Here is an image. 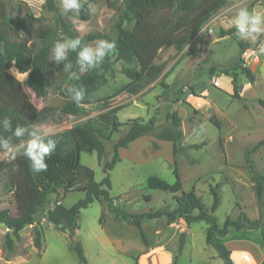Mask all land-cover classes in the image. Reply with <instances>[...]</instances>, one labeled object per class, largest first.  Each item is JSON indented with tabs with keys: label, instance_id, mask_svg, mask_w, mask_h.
Segmentation results:
<instances>
[{
	"label": "rangeland",
	"instance_id": "rangeland-1",
	"mask_svg": "<svg viewBox=\"0 0 264 264\" xmlns=\"http://www.w3.org/2000/svg\"><path fill=\"white\" fill-rule=\"evenodd\" d=\"M20 1L25 3L20 4L14 15L26 17L29 21L38 18V26L42 29L55 28V43L64 40L56 23L58 17L80 37L100 34L102 38L87 43L95 46V42L101 39L115 40L116 25L125 12L121 0H83L89 19L82 20L75 12L66 13L61 0H53L59 15L48 11L45 0ZM242 7L264 11V0H229L182 50L169 48L159 53L155 63L163 67L161 76L138 94L129 95L122 91L128 82L122 70H138L137 64L117 62L105 72V83L89 96V100L104 99L111 108H118L116 119L122 124L132 119L144 122L152 119L155 129L160 130L167 125V112L174 111L183 134L181 145L199 146L198 149H187L175 160L172 159L171 144L149 136L120 150V161L109 172V194L122 210L131 214L154 213L163 208L173 210V194L149 189L146 181L148 177L156 176L172 184V164L175 161L182 191L192 190L205 208H210L212 203L210 189L218 186L219 206L213 216L219 226L227 218L234 220L241 212L251 220L264 223V144L259 145L264 141V108L257 103L258 100L264 102V55L257 58L254 51L264 44V37L257 44L241 40L235 34L219 37L222 30L235 29L231 21ZM132 25V21L123 20L125 29L130 30ZM239 42L256 47L243 54L244 66L252 71L255 80L250 84L243 75H238L241 88V99L238 100L232 97L231 77L223 75L219 67H228L233 62L239 52ZM50 61L52 68L56 64L52 61V51ZM7 73L19 82L27 76L16 68H10ZM71 76L66 70L50 69L47 72L50 86L62 89L67 88ZM161 81L168 89L160 85ZM180 86L182 93L168 98L169 91ZM26 94L36 108L41 107L42 100H37L29 90ZM86 108L88 114L85 117L56 113L48 120H42L36 113H31L19 125L24 126L30 135L33 131H40L46 136L68 130L105 111L101 103ZM127 129L122 126L111 134L108 141L102 140L105 154L101 161L95 153L79 154V162L94 171L96 182L104 177L102 165L110 160L113 144L125 135ZM26 142L19 145L10 142L18 148V164L13 168L12 190L0 195V209L8 208L13 215L24 213L29 202L38 197L37 191L26 185L18 159ZM1 163H12L2 149ZM254 176H258L262 183L261 203L255 195ZM83 198V193L63 195L62 191L47 196L45 204L36 211L35 224L21 230L18 239L0 224V264H77L76 254L71 249L75 242L81 244L87 264H173L176 256V264H221L216 252L205 243L206 225L203 222L187 225L177 220L168 224L165 218L143 221L145 244L132 224L118 221L108 213L105 202L95 201L80 210L73 237L55 230L48 223L47 211L57 202L70 208ZM34 226L43 232L39 249L33 245ZM6 234L13 239L8 260L4 259ZM180 240L183 247L178 253ZM211 240L231 251L234 264H260L262 261L264 227L231 232L222 239L213 235Z\"/></svg>",
	"mask_w": 264,
	"mask_h": 264
},
{
	"label": "trees",
	"instance_id": "trees-1",
	"mask_svg": "<svg viewBox=\"0 0 264 264\" xmlns=\"http://www.w3.org/2000/svg\"><path fill=\"white\" fill-rule=\"evenodd\" d=\"M94 0H89L93 2ZM125 6V12L116 25V50L112 56L107 55L99 67L81 73L77 64V54H69V61L72 68L67 70L72 74L67 82V88L59 86L51 87L47 72L64 70L63 64H55L51 68L50 55L56 41L55 28L42 29L38 26V18L31 21L26 17H17L14 14L24 4V1L0 0V137L8 139L14 145L29 140L31 135L25 130L23 137L16 138L11 131H5L2 119L8 117L12 120L13 128L29 114L36 113L42 120H48L56 113L71 117H85L88 114L86 106L101 103L105 110L102 114L85 120L60 133L46 135L56 140V150L45 158L48 165L46 172L34 173L31 170L30 162L24 156V149L18 157L24 173V180L27 186L37 191L38 197L31 200L27 209L21 215H13L8 208L0 209V224L11 235L19 238V232L26 226L35 224L34 216L38 208L42 207L49 195L62 191L63 195L83 193L84 198L65 208L57 202L47 211L48 223H51L55 230L67 233L73 237L75 223L79 212L88 208L95 201H103L109 214L121 222L132 224L142 241L146 239L142 229L143 221H155L165 218L168 224L177 220L190 225L196 222H203L206 225L205 243L210 246L221 260V264H234L231 258V251L219 242H213L212 236L219 239L224 238L231 232L245 230H258L264 227L259 220H251L243 212L239 213L234 220L226 219L222 226H219L213 216L219 206L218 186L212 187L210 193L212 203L210 208H205L200 199L191 190L187 193L182 191L179 173L175 161L172 164L174 182L169 184L156 176L147 178L146 185L149 189L159 190L173 194L175 207L173 210L160 209L154 213L131 214L115 205L114 199L110 197L109 172L120 161L119 151L127 149L130 144L142 137H153L154 139L171 144L172 159L183 154L187 149H198V145L182 146L183 134L180 130V120L174 111L167 112V125L156 130L154 121L149 119L144 122L139 119H132L125 124L116 119L118 108H111L108 103L102 100H89V96L96 92L99 86L105 83V72L110 71L114 63L124 62L127 64L136 63L138 70L123 69L128 82L122 91L129 95H136L148 84L157 80L163 71L162 66L156 65L159 53L169 48L178 51L182 50L188 42L197 35L210 18L220 10L229 0H121ZM44 6L50 12L59 15L53 0H45ZM78 17L82 20L89 19L86 4L80 10ZM123 20L132 21L130 30L122 26ZM56 23L60 27L61 36L75 38L78 36L63 20L58 17ZM236 33V29L230 28L220 32V38ZM84 44L100 39L102 36L97 33L87 34L81 37ZM256 45L238 43L239 52L236 58L228 67H219V71L231 77L232 97L241 99L240 84L238 75H243L248 83L255 80L252 71L244 66L242 55L246 50ZM16 68L20 73H27L26 78L19 82L10 76L7 71ZM74 75L80 77L79 81L73 79ZM73 84L82 85L85 89V99L77 104L72 101L68 94V88ZM160 85L164 89L168 86L162 81ZM26 90L33 93L37 100H42L40 108H36L26 94ZM181 86L168 93V98L181 94ZM259 106L264 108V102L258 100ZM122 126H127L125 135L117 140L112 146V156L109 161L103 163L102 172L104 177L100 182L94 179V171L79 162V154L95 153L99 161L105 154L102 140L108 141L112 133H116ZM47 142V140H45ZM264 144V141L259 145ZM249 152L246 153V158ZM12 164V165H10ZM10 164H0V195L12 190L14 184V167L18 161ZM255 195L258 203L262 200V183L258 176L253 177ZM2 191V192H1ZM180 193V195H175ZM147 201L149 198H145ZM43 232L39 227H33V245L40 248ZM183 242L180 240L178 253L182 251ZM4 259L8 260L13 249V239L6 234L4 237ZM72 251L76 254L77 264H87L82 246L79 242L72 243ZM177 256L174 263L176 264ZM134 264H137L136 262ZM264 264V252L262 261Z\"/></svg>",
	"mask_w": 264,
	"mask_h": 264
},
{
	"label": "clouds",
	"instance_id": "clouds-1",
	"mask_svg": "<svg viewBox=\"0 0 264 264\" xmlns=\"http://www.w3.org/2000/svg\"><path fill=\"white\" fill-rule=\"evenodd\" d=\"M63 10L67 12H75L79 14L84 6L83 0H61ZM95 11V9H91ZM231 26L235 27V35L241 40H250L252 44H257L264 37V11L250 10L242 7L232 18ZM116 50L115 40L101 39L95 42V46H89L83 43L81 37L66 38L57 41L52 48V61L56 64H63L64 70H70L72 63L69 61V54L75 52L77 54V64L81 73H87L103 62L105 57ZM257 52L264 55V44H261ZM73 79L79 81L80 77L74 75ZM68 94L72 101L79 104L85 99V89L82 85L73 84L68 88ZM5 131H11L16 138L23 137L25 127L17 124L14 128L12 120L8 117L2 119ZM47 140V142H45ZM56 140L50 139L40 131H33L31 138L23 145L24 156L30 162L31 170L34 173L46 172L48 165L45 162L46 157H50L56 150ZM0 149L9 162L17 159L18 148L10 144L8 139L0 137Z\"/></svg>",
	"mask_w": 264,
	"mask_h": 264
},
{
	"label": "built area",
	"instance_id": "built-area-1",
	"mask_svg": "<svg viewBox=\"0 0 264 264\" xmlns=\"http://www.w3.org/2000/svg\"><path fill=\"white\" fill-rule=\"evenodd\" d=\"M210 32H212V31L210 30ZM244 55H246V53H244ZM242 57H243V55H242Z\"/></svg>",
	"mask_w": 264,
	"mask_h": 264
}]
</instances>
